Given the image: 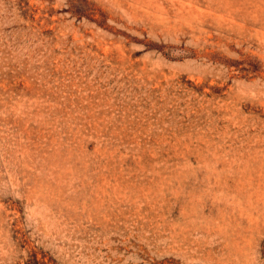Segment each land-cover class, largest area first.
Segmentation results:
<instances>
[{
  "label": "rangeland",
  "instance_id": "obj_1",
  "mask_svg": "<svg viewBox=\"0 0 264 264\" xmlns=\"http://www.w3.org/2000/svg\"><path fill=\"white\" fill-rule=\"evenodd\" d=\"M0 264H264V0H0Z\"/></svg>",
  "mask_w": 264,
  "mask_h": 264
}]
</instances>
